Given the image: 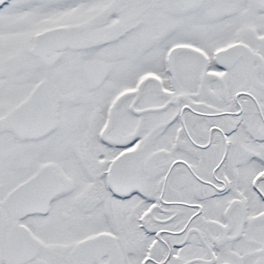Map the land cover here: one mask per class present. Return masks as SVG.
I'll use <instances>...</instances> for the list:
<instances>
[{
	"label": "snow or ice",
	"instance_id": "snow-or-ice-1",
	"mask_svg": "<svg viewBox=\"0 0 264 264\" xmlns=\"http://www.w3.org/2000/svg\"><path fill=\"white\" fill-rule=\"evenodd\" d=\"M0 264H264V0H0Z\"/></svg>",
	"mask_w": 264,
	"mask_h": 264
}]
</instances>
